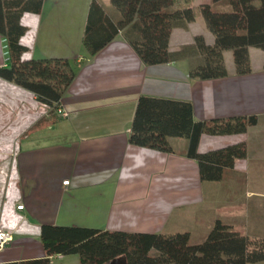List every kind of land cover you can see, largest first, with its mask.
<instances>
[{
  "label": "crops",
  "instance_id": "obj_1",
  "mask_svg": "<svg viewBox=\"0 0 264 264\" xmlns=\"http://www.w3.org/2000/svg\"><path fill=\"white\" fill-rule=\"evenodd\" d=\"M96 1L111 18L118 17L109 0ZM202 1L207 0L195 3ZM89 2L42 0L39 12L21 15L26 27L20 37L24 56L68 58L75 75L59 102L68 114L56 115L23 135L11 161V192L23 205L20 213L29 230L14 233L0 249V261L44 256L41 223L188 231L190 241L198 242L220 219L242 233L264 238V49L249 46L248 73L235 72L232 50L225 49L226 75L190 77L189 67L201 59L192 44L195 35L201 34L207 43L214 41L197 16L171 29L169 51L187 47L167 62L144 63L123 30L89 54L82 44ZM3 38L0 34V66L8 57ZM140 94L188 99L194 120L255 115L256 122L245 131L202 133L197 144V150L204 152L243 142L245 156L224 168L219 180H203L196 159L186 154L187 138L169 137V151L130 143ZM33 100L39 103L33 92L0 76V128L14 118H30ZM77 260V253L50 256L52 264Z\"/></svg>",
  "mask_w": 264,
  "mask_h": 264
},
{
  "label": "trees",
  "instance_id": "obj_2",
  "mask_svg": "<svg viewBox=\"0 0 264 264\" xmlns=\"http://www.w3.org/2000/svg\"><path fill=\"white\" fill-rule=\"evenodd\" d=\"M118 12L113 19L96 0H90L82 44L95 54L120 30L146 64L167 62L182 54L171 52L168 40L171 29L201 16L214 35L207 43L201 34L193 47L201 59L189 67L195 78L227 74L223 50L231 49L235 72L251 71L249 46L264 49V0H109ZM221 1L220 6L213 3ZM42 0H0V34L6 38L8 57L0 66V76L34 93L50 110L60 98L75 72L68 58H33L24 56L20 42L26 27L20 22L24 11L39 12ZM264 64V62H263ZM49 120V119H48ZM53 121V117L50 119ZM256 122L255 115H234L194 120L191 101L140 94L131 121L128 141L157 150L172 149L169 137L188 140L187 152L198 164L203 180H219L223 170L235 158L246 154L243 142L199 152L202 133L243 132ZM39 236L45 255L0 264H52L53 254L77 253L78 260L66 264H105L123 255L125 264H247L264 260V238L250 236L231 224L215 219L198 242H191L188 231L172 233L103 229L41 223Z\"/></svg>",
  "mask_w": 264,
  "mask_h": 264
},
{
  "label": "rangeland",
  "instance_id": "obj_3",
  "mask_svg": "<svg viewBox=\"0 0 264 264\" xmlns=\"http://www.w3.org/2000/svg\"><path fill=\"white\" fill-rule=\"evenodd\" d=\"M56 115L57 114L56 112H54V109L50 110L44 104L40 102L37 103L33 100L30 118L26 117L24 121L22 117L18 118L16 116L17 118H14L13 122L10 121L8 122V124L6 122L5 126H1L3 130L0 128L2 130L0 136L3 137H0V174L2 173L1 169L3 172L10 171L11 161L17 151V147L23 135L29 133L35 127L44 126V122H47L48 119L50 120ZM8 135L10 136L8 137ZM1 178L2 177L0 176V210L6 199L5 189L9 181L8 179V181L6 182L3 180V178ZM12 181L13 178L10 180L11 184ZM191 242H193V238H191ZM121 262L125 263L124 256H122V259H117L111 264H121ZM105 264H108V262Z\"/></svg>",
  "mask_w": 264,
  "mask_h": 264
},
{
  "label": "built area",
  "instance_id": "obj_4",
  "mask_svg": "<svg viewBox=\"0 0 264 264\" xmlns=\"http://www.w3.org/2000/svg\"><path fill=\"white\" fill-rule=\"evenodd\" d=\"M5 53L8 54L6 38H3ZM54 112L58 116H66L68 113L65 109L60 106L54 108ZM0 176L4 181H8L5 189V201L0 210V249L3 248L7 243H9L14 236L15 232L27 231L29 226L25 222L24 215L20 213L23 205L21 202H17L11 192V182L13 178V164L11 163V168L9 172H3ZM65 182H67L65 180Z\"/></svg>",
  "mask_w": 264,
  "mask_h": 264
},
{
  "label": "bare ground",
  "instance_id": "obj_5",
  "mask_svg": "<svg viewBox=\"0 0 264 264\" xmlns=\"http://www.w3.org/2000/svg\"><path fill=\"white\" fill-rule=\"evenodd\" d=\"M1 171H2V169H1ZM2 179V178H1Z\"/></svg>",
  "mask_w": 264,
  "mask_h": 264
}]
</instances>
